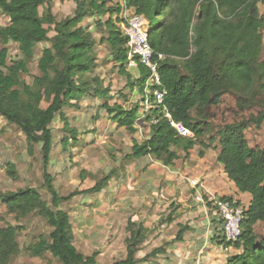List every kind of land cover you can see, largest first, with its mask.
I'll use <instances>...</instances> for the list:
<instances>
[{
	"label": "trees",
	"instance_id": "trees-1",
	"mask_svg": "<svg viewBox=\"0 0 264 264\" xmlns=\"http://www.w3.org/2000/svg\"><path fill=\"white\" fill-rule=\"evenodd\" d=\"M73 1L76 5L73 16L57 22L51 0H0V14L8 19V25L0 28V119L20 130L29 155L33 145L40 147L44 185L50 196L46 202L37 190L26 188L1 194L0 201L15 221L33 215L51 230L48 240L38 236L26 248L30 257L43 258L49 254L60 264H96L98 252L84 257L74 247L70 216L61 205L78 195L100 193L115 172L103 176L88 190L60 196L47 171L54 144L51 125L56 119L62 123L59 145L63 149L75 146L79 133L70 127L64 109L80 105L86 97L102 101L100 109L116 128L138 134L135 124L139 122L148 73L138 66L139 77L135 82L130 83L128 77L130 91L135 87L141 96L138 104L129 109L116 103L110 106V88L103 87L100 76L94 72L97 67L94 33L81 24L85 18L93 20L94 32L100 31L102 35L100 43L108 46L113 62L122 69L127 67V49L126 38L118 28L121 8L118 4L110 5V0ZM123 1L130 12L151 25L158 18L155 25L148 27L147 39L155 56H164L157 62L163 102L159 106L152 104L149 114L139 122L147 134L139 141L134 140L125 159L148 157L172 167L179 159V150L184 158L189 157L195 146L217 152L216 162L227 179L251 200L243 211L237 241L230 244L217 234L212 241L240 251L228 258L226 264H264V236L254 231L255 225L264 223V147H250L245 137L251 124L258 128L264 122V10L261 11L264 0ZM43 6L45 11L41 15L39 9ZM50 32L54 33L52 45L41 50L37 61L40 75L27 84L22 78L27 74L26 64H8L7 46L18 44L24 58L31 59L35 46L49 41ZM226 96L234 99L240 112L257 110L256 115L222 126L204 142L209 132V115L204 112L217 107ZM42 100L47 103L45 108H41ZM163 108L172 120L191 131L192 138L180 137L169 126ZM98 118L95 115L93 121ZM10 168L7 173L16 178L13 166ZM19 230L18 226L0 228V264H10L20 254ZM126 231V257L112 264H138L136 255L147 229L128 219ZM186 231V227H180L175 241L181 242ZM158 253L160 250H155L151 255Z\"/></svg>",
	"mask_w": 264,
	"mask_h": 264
},
{
	"label": "rangeland",
	"instance_id": "rangeland-1",
	"mask_svg": "<svg viewBox=\"0 0 264 264\" xmlns=\"http://www.w3.org/2000/svg\"><path fill=\"white\" fill-rule=\"evenodd\" d=\"M51 2L52 14L57 22L73 16L76 8L73 0H51ZM118 3H121V0H110V5ZM262 10L264 6L261 7ZM44 11V6L39 9L41 15ZM133 16L135 15L132 12L126 16L119 15L118 28L122 35L123 27L127 26V21ZM157 19L156 17L152 25L157 23ZM145 22L147 29L152 26L149 21L145 20ZM92 23L90 17L85 18L81 26L94 33L97 53V67L94 72L100 76L103 87L110 88L109 96L112 100H109L108 104L111 106L116 103L124 109H129L139 103L141 96L135 87L132 92L130 91L127 86L128 77L131 79L130 83H134L139 73L136 72V68H133L134 71L128 67L120 69L119 65L113 62L110 49L100 43L102 35L100 31L94 32ZM7 25L8 19L0 14V28ZM53 36L54 33L50 32L48 42L35 46L31 59L24 58L18 44H8L7 63L26 64L27 74L22 78L27 84L32 82L33 77L40 75L37 61L41 50L51 47ZM262 58H264V50ZM80 102V105L74 108L64 109L70 127L75 128L79 133L78 136L81 137L77 140L80 143L63 149L59 145L63 134L62 123L56 119L51 125L54 144L47 171L53 178V186L60 196H67L74 190H88L111 171L117 172L107 191L104 188L97 194L78 195L61 205L70 216L73 245L80 254L89 257L93 252H98L96 264H112L124 260L125 239L128 238L126 226L128 219L133 216H137L147 229L144 242L136 255L138 264H226L228 258L238 253L233 247L231 250L229 247L226 251L223 246L213 241L207 242V246H201L199 250L190 249L191 244L202 241L206 233L202 225L206 216L198 206L202 207L207 215L211 214L208 212L211 207L207 204L204 208L197 204L193 196L194 190L184 181L178 184V179L182 174L181 171L188 168L194 171V178L200 180V183L203 182L204 177L196 176L202 167L200 159L205 158L204 165L213 167L218 164L217 152L195 146L190 153L191 160L184 158V154L179 150L177 152L179 159L171 168L162 167L156 161V163L151 161L150 164L153 165H150L151 167L139 168L125 159L126 154L131 150L130 139L133 136L141 140L138 137L139 133L131 135L125 129L114 127L99 107L102 101L85 97ZM46 106L47 103L42 100L41 108ZM256 111L240 112L232 97H224L221 104L204 112L209 115L207 123L209 132L204 136V142L222 126L235 121L248 120L249 116L256 115ZM95 115L99 118L95 124H92ZM143 131L144 138L147 130L143 129ZM245 137L250 147H264V122L258 128L251 124L245 132ZM27 148L26 139L20 130L0 119V195L32 188L40 193L42 199L49 202L50 196L46 192L43 180L40 147L33 145L32 155L27 153ZM199 152L203 154L201 157ZM12 166L16 178H12L7 173ZM173 175L177 176V179L171 182L170 178ZM154 181H156L155 186ZM158 181V189H156ZM204 199L207 201V198ZM240 206L246 208L245 204ZM168 218L174 221L169 223ZM6 226L20 227L17 233L20 254L10 264H60L49 254L44 255L43 258H32L26 252V248L35 243L38 236L48 240L51 230L42 219L30 215L15 221L13 215L6 213V208L0 201V228ZM180 227H186L187 231L182 241L176 242L175 237ZM211 228L214 234L218 233V223L215 228L212 226ZM254 231L257 235L264 236V223L255 225ZM155 250H160V253L151 255Z\"/></svg>",
	"mask_w": 264,
	"mask_h": 264
},
{
	"label": "built area",
	"instance_id": "built-area-1",
	"mask_svg": "<svg viewBox=\"0 0 264 264\" xmlns=\"http://www.w3.org/2000/svg\"><path fill=\"white\" fill-rule=\"evenodd\" d=\"M122 12L126 16L130 11L126 8L124 1ZM143 17L133 16L127 21V26L123 27V35L126 38L127 56L126 62L128 69L143 67L148 76L143 86V98L140 102V112L137 121H141L145 115L149 114L152 104L159 106L163 102L164 92L161 91V80L158 72V61L164 58L163 55L155 56L147 39L148 29ZM152 100V101H151ZM164 118L167 119L169 126L182 138H192V133L182 123L172 120L165 108L162 109ZM137 122L135 128L139 135H143V130ZM155 124V122H153ZM192 188L196 195L194 200L197 204L206 208L210 204L209 211L211 216L218 223V233L225 242L233 244L240 235V224L243 217L244 208L237 205L235 201L220 200L218 198H208L205 201L201 194L202 186L199 182L192 181Z\"/></svg>",
	"mask_w": 264,
	"mask_h": 264
},
{
	"label": "crops",
	"instance_id": "crops-1",
	"mask_svg": "<svg viewBox=\"0 0 264 264\" xmlns=\"http://www.w3.org/2000/svg\"><path fill=\"white\" fill-rule=\"evenodd\" d=\"M118 6H120L121 12H122V6H123L122 0H121V3H118ZM121 12H120V14H121ZM132 71H134V69ZM136 72L139 73L138 68H136ZM91 123L92 124H95L96 121L94 122L93 119H92ZM114 127H116L115 124H114ZM138 137L141 139V138H143V135H140ZM77 139L79 140V139H81V137L78 136ZM134 140L139 141L138 139H136L135 137L132 136V138L130 139V141H131V147H132V144H133ZM78 143H80V142L77 141L76 145ZM130 152H131V150H130ZM190 153H191V151L189 152V157L188 158H190V160H191L192 159V156H191ZM129 154H126V156L129 155ZM143 159L145 161H143L141 158H139L137 160H128V161L129 162H132L133 164H135L139 168H141L142 166H145V167L150 166L151 165L150 164L151 161L155 162L154 160H152V159H150L148 157H144ZM200 160L202 161V164H200L202 167L200 168V170H198L196 176H198V177H204L203 182L200 183L199 182L200 180H198L197 178H194L195 175H194V171L193 170L188 169V168H184L181 171L182 174H180V178L178 179V184L179 183H182L184 181V182H186V183H188L190 185L191 189H193L192 186H191V182L192 181L199 182L201 184V186H202L201 194L204 195L205 198H207V197L208 198H221V197L231 198V199H233L235 201H238L241 205L245 204V206L247 208L248 207V204H249V202L251 200L250 196L248 194H241V193H239L237 191V189L235 188L234 184L232 182H230L227 179L226 175L223 173L222 166L220 164H216L213 167H211V166H205L204 165L205 158H202ZM176 162L177 161H175L174 164ZM50 163H51V161H49V164ZM196 164H199V163H196ZM160 165H162V164H160ZM151 166H153V165H151ZM162 167H165V166L162 165ZM169 168H171V167H169ZM139 172H140V170H139ZM116 174H117V172L115 173V175L113 176V178L116 176ZM113 178L111 179V181L113 180ZM157 179H158V177H157ZM175 179H177V176L173 175L170 178V181L171 182H174ZM111 181L109 182L108 186L105 187V190L106 191L111 186ZM156 181H154V186H155V182ZM158 184H159V181L157 182V187H155L156 189H158ZM195 195H196V192L194 190V195L193 196L195 197ZM198 208L200 209V211H202V214H204L206 216V217L203 218L202 225H203L204 229H206V233L205 234L207 236L205 237V234H204L202 241H199L197 243H192L191 244V248H190L192 251L199 250L201 246L202 247H206L207 244H208L207 242L212 241L213 237L215 236V234L213 233V229L211 228L212 229L211 230L210 227L212 226V227L215 228L217 226V222L215 221V219L210 214L207 215L206 211L203 210L202 207L198 206ZM129 219H131L132 222H136V223H139V224L141 223V221H139V219H138L137 216L130 217ZM141 224L143 225V227L146 228L145 224H143V223H141ZM225 250L227 251L228 248L227 249L225 248ZM229 250H231V247L229 248ZM239 253H240V251H238V253L236 255H238Z\"/></svg>",
	"mask_w": 264,
	"mask_h": 264
}]
</instances>
